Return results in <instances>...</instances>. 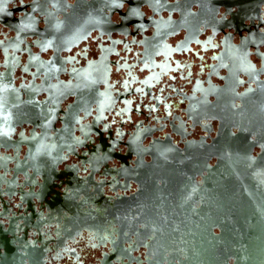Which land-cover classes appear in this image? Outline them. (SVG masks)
Returning a JSON list of instances; mask_svg holds the SVG:
<instances>
[{
  "label": "water",
  "instance_id": "1",
  "mask_svg": "<svg viewBox=\"0 0 264 264\" xmlns=\"http://www.w3.org/2000/svg\"><path fill=\"white\" fill-rule=\"evenodd\" d=\"M263 4L0 0V26L14 31L15 40H30L32 49L14 58L0 44V144L13 153L0 158V170L34 179L24 186L38 185L43 194L20 199L33 212L36 200L47 211L8 227L0 213V264H47L52 247L32 245L28 230L41 234L45 225L57 229L63 222L59 243L92 226H115L122 258L124 242L134 237L157 264H264V33L250 30L263 26ZM98 39L122 44L126 63L112 59L121 51L100 49L92 57ZM215 40L222 50L211 45ZM187 76L190 90L182 94L173 84ZM166 89L172 92L163 95ZM177 104L188 120L203 125L206 137L179 146L171 133L157 137L161 128L143 125L140 118L156 112L179 119L172 111ZM125 126L121 142H113ZM172 132L186 136L178 128ZM121 144L125 153L118 151ZM89 153L94 158L82 164L98 165L92 178L101 170L107 176L117 159L114 173L125 185L109 198L101 190L88 193L89 184L85 199L65 194L48 200L72 158Z\"/></svg>",
  "mask_w": 264,
  "mask_h": 264
},
{
  "label": "flooded vegetation",
  "instance_id": "2",
  "mask_svg": "<svg viewBox=\"0 0 264 264\" xmlns=\"http://www.w3.org/2000/svg\"><path fill=\"white\" fill-rule=\"evenodd\" d=\"M28 1V0H25ZM262 10L260 13L261 20L264 22V4L262 5ZM255 23H259V19L256 20ZM250 25V24H248ZM250 30L252 32H262L264 33V24L261 25L260 28H256L255 25H250ZM15 36L14 31H10L7 27L0 26V44L4 47H9V53L13 54L14 58L22 57L24 58L29 51L32 52L30 40L18 39L15 40L13 37ZM246 38V37H243ZM235 43H240V39L238 35L233 37ZM260 40V39H258ZM119 38L115 39L114 42L118 43ZM256 41V40H254ZM264 41V39H263ZM258 42V41H256ZM261 42V41H259ZM220 42L215 40L212 46H216V51L222 50L223 47L219 45ZM93 50L91 52V56L95 59L100 53V49L103 51L112 50V51H121V57L113 56L112 59H116L120 64L124 63L126 60L125 52L122 51L123 45L119 44L118 46L114 43H110L107 40L102 41L98 39L97 42L93 43ZM97 45L98 52L95 51L94 47ZM264 50V45L261 47ZM253 51V49L251 48ZM3 50H0V61L3 59ZM22 52H24L22 54ZM43 57L47 58V55H43ZM252 60H254L257 64H259V59L254 55H251ZM83 63V61L81 62ZM126 63V62H125ZM129 63H131L129 61ZM78 66V65H77ZM190 80V77L187 76L184 80H180V82L173 84V86L183 94V92H188L190 90V85H185V82ZM167 86V85H166ZM132 86H127V90ZM119 92H124L122 88L116 86ZM161 89V87H159ZM163 95L168 92H172L171 89L163 90ZM157 95V94H155ZM183 104H177L175 109L172 108L173 113L180 115L179 119H173V114L171 116H167V114L163 112H156L152 114L149 118H140L144 119L143 125H155L157 128H161V131H158L155 135L157 137L165 138L168 133L172 134L173 140L179 146H183L185 141L190 139L198 140L201 137H206L207 132H205L201 125L197 124L196 120L192 121V119H187L185 112H182ZM138 120V118H137ZM135 121L138 124L137 128H132V130H142L143 126L140 123ZM214 126H216V122H213ZM207 126V124H206ZM173 128H178L183 134H185V138H182L180 134H176L172 132ZM125 129L129 130L128 126H125L123 130H120L114 139L113 142L120 143L122 140V136L125 133ZM214 135V133H211ZM128 135H126L127 137ZM118 151L121 153H125V148L121 144L118 147ZM13 157V153L11 151H6L0 144V158L4 159L7 157ZM89 158H94L92 154H85L83 159L72 158V162L70 163L69 169L65 172V175H62L60 178L55 180L57 186L53 187L54 191L49 196L48 200H51L55 197H64L65 194H69V196L79 194V200L85 199L87 196L88 190H86L87 185L91 184V189L88 193L95 190H101L103 196L109 198L114 195V189L119 185H125L123 179L119 180L118 176L114 173L115 170H118L121 166V162L117 159L109 162L105 171L108 172V175H103L101 173H96L94 178H92V168H98V165H93L90 163V168L87 165L82 164V161L85 162L89 160ZM207 172L204 171V174ZM25 180L34 181V179H23V177H16L13 173L5 172L3 169L0 170V213L2 214L1 219L3 221V225L8 227L11 222H15L16 220H22L21 216L32 215V213H42V211L47 212L45 210V205H41V203L36 200V208L35 211L27 206V202L22 201L20 198L22 197L27 201V194L34 193L38 195H42L43 192L38 188V185L33 186H24L23 182ZM198 180L201 181V177L198 176ZM136 187L135 183H132L131 190H134ZM129 192V191H128ZM13 194L12 198L8 196V194ZM26 193V194H25ZM78 196V195H77ZM95 196L98 197L99 192H95ZM36 199V198H34ZM99 201H102L100 199ZM200 203H197L196 206L199 207ZM105 211V207L102 209ZM104 214V213H103ZM57 217V216H55ZM112 221V218L110 219ZM109 220V221H110ZM64 224V222H63ZM62 224V225H63ZM62 225H57L59 228L56 229V224L53 226L45 225L41 230V234L31 228L28 230V234L26 239L35 245L37 243L39 246H44L49 244L48 246L52 247V252L49 254L47 264H102V261H106L110 258L113 264H157L155 258L153 256H149L148 251L149 247L142 245L137 241L134 237L131 241L124 242V258H122L118 254V250L120 249L119 245V233L114 229L115 226H107L106 229H101L99 226H92V231H84L80 237H77L74 241H67L66 243H59L58 232L65 236L64 228ZM72 228V225H69V229ZM110 231L112 234H109ZM216 232L220 230L215 228ZM24 234H21L23 236ZM69 238V237H68ZM70 239V238H69ZM154 241L153 238H149L150 241ZM58 244V245H57ZM58 246V247H56ZM149 259V261H148Z\"/></svg>",
  "mask_w": 264,
  "mask_h": 264
}]
</instances>
